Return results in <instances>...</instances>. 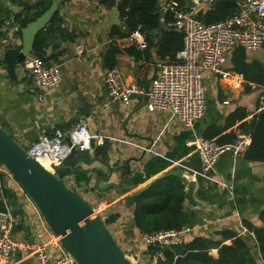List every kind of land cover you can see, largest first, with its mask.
Listing matches in <instances>:
<instances>
[{
    "label": "crops",
    "instance_id": "crops-1",
    "mask_svg": "<svg viewBox=\"0 0 264 264\" xmlns=\"http://www.w3.org/2000/svg\"><path fill=\"white\" fill-rule=\"evenodd\" d=\"M41 1L0 0V126L28 151L41 140L52 138L58 130L70 132L83 120L95 137L89 149L80 153L93 154L95 148L109 146V160L105 163L111 164L114 172L107 183L98 184L100 177L108 175L107 168L99 164L78 167L64 181L94 209L132 264H156L163 256L144 244L143 234L134 223L136 206L131 193L119 194L113 189L102 193L100 189L112 184L120 189L130 184L139 190L176 168L189 182L196 183L193 197L196 206L186 200L183 204V228L188 230L186 243L197 238L219 242L224 240L223 234H235L247 241L257 257L254 234L246 226L264 227L261 219L264 162L248 161L246 155L236 158L232 152L225 151L213 172L204 176L197 153L187 146L195 138L207 139L209 132H221L212 139L217 143L226 141L230 134L236 140L238 131L250 138L240 126L264 110V85L248 83L234 71L233 59L238 49L228 54L222 69L236 77L242 76L243 81L204 74L206 111L193 128H186L170 110H149L141 96L134 97L128 107L113 104L105 109L104 104L109 102L105 55L110 46L115 44L120 50L115 67L124 81L147 89L158 64L170 59L158 57L159 46L151 49L160 39L150 46L148 53L142 52L139 58L130 56L126 53L132 49L128 38H111L114 27L123 28L117 7L107 8L100 0H51L58 6L61 28L72 38L64 40L58 34L46 50L47 63L61 66L62 82L55 89L36 90L25 65H18V82L12 83L1 63L8 48L21 47L22 36L15 24V33L4 31V23L21 14L24 5L30 7ZM173 4V0H160L163 15ZM211 6L203 5L199 10ZM246 57L249 64L264 66L262 50L246 52ZM32 58L33 55L27 61ZM238 110L245 111L247 117L233 123L231 115ZM0 176V214L14 215L13 237L21 245L6 264H36L37 254L32 247L54 243L55 237L16 181L2 172ZM160 182L166 188L182 185L186 196V187L177 178L170 176ZM224 245H231V241ZM50 253L57 257L59 250L52 246ZM210 255L218 258V251L213 250Z\"/></svg>",
    "mask_w": 264,
    "mask_h": 264
},
{
    "label": "built area",
    "instance_id": "built-area-1",
    "mask_svg": "<svg viewBox=\"0 0 264 264\" xmlns=\"http://www.w3.org/2000/svg\"><path fill=\"white\" fill-rule=\"evenodd\" d=\"M190 1L189 9L180 10L173 4L169 10L172 20L167 23V27L180 30L183 35V47L175 60L166 59L158 64L156 75L147 89L135 83L127 84L117 67L107 70L105 83L109 102L104 104L105 109L113 104L128 107L134 97L141 96L145 98L149 110H170L186 128H193L206 111L204 74H218L224 79L237 78L238 83L242 82V76L236 77L222 69L228 54L238 48L246 52L262 50L264 62V0H239V12L236 15L211 25L201 23L197 14L201 6H211L216 0ZM3 30L9 33L17 31L13 21L9 20L4 23ZM127 40L139 52L148 48L143 33L135 32ZM25 69L36 90L55 89L62 82L61 66L47 63L41 58L35 57L25 62ZM94 137L88 132L85 122L80 120L70 132L58 130L52 138H45L32 146L28 153L41 165L40 159L46 160L47 165L42 166L56 174L73 148L79 153L87 151ZM66 138L70 145L66 143ZM250 144V138L238 131L231 146L222 147L215 140L203 138H195L187 146L194 148L202 163L203 175L208 176L225 151L232 152L236 158H242ZM0 172L12 178L3 166ZM14 227L15 217L12 213L0 214V264H6L12 254L21 248L13 237ZM187 234L186 228L143 234V242L148 247H179L186 243ZM53 241L32 247L37 254L36 264H76L58 240L53 238ZM52 246L59 250L57 257L51 256Z\"/></svg>",
    "mask_w": 264,
    "mask_h": 264
},
{
    "label": "trees",
    "instance_id": "trees-1",
    "mask_svg": "<svg viewBox=\"0 0 264 264\" xmlns=\"http://www.w3.org/2000/svg\"><path fill=\"white\" fill-rule=\"evenodd\" d=\"M173 1L177 9L184 10L191 7V3L186 0ZM100 3L107 8L117 7L123 23V28L114 27L112 29L111 38L127 39L135 32L143 33L148 42L145 53H148L150 46L161 38L162 29H164V39L157 48V55L161 60L166 58L175 60L183 47V35L175 29L167 27V23L172 20L170 11L164 13L162 24H160V0H100ZM52 4L51 0H42L30 7L24 5L23 12L13 18L14 24L18 27L19 36H22L23 29L47 12ZM238 12L239 0H216L210 8H201L198 11L197 18L204 25H211L224 21ZM61 23L57 13L45 30L37 36L34 44V58L48 61L45 58L46 50L49 42L56 35L60 34L59 36L64 40L72 39L61 28ZM20 51L21 47L19 46L8 48L1 63L12 83L18 82L17 70ZM118 53H120V50L115 44H112L105 55V65L108 69L116 66V55ZM126 53L136 58H139L142 54L134 48L127 50ZM233 65L234 71L242 75L248 83L257 84L259 87L264 85V66L258 63L249 64L244 49L238 48L235 52ZM246 117L247 113L245 111L238 110V112L231 115V120L234 123L236 119L242 121ZM240 129L249 133L251 138L246 159L248 161L264 162V110L255 115L251 121L241 125ZM220 134L221 132H209L205 137L212 140ZM225 139L226 141L218 140V144H233L235 137L230 134ZM108 147L107 144H104L95 148L93 151L94 157L107 162L109 160ZM40 161L44 166L47 165L46 160L40 159ZM1 179L2 176H0V182ZM163 184L165 183L158 181L148 192L133 199L136 206L134 223L142 234L180 230L184 227L182 220L185 201L184 188L180 184L166 188ZM261 219L264 222V213ZM246 227L250 233L254 234L259 251L257 257L244 238L227 233L223 234L224 240L219 242L197 238L179 247H150V249L163 256V259H159L156 264H264V227L256 228L249 224ZM227 241H231V245H224ZM213 250L218 251V258L210 255Z\"/></svg>",
    "mask_w": 264,
    "mask_h": 264
},
{
    "label": "water",
    "instance_id": "water-1",
    "mask_svg": "<svg viewBox=\"0 0 264 264\" xmlns=\"http://www.w3.org/2000/svg\"><path fill=\"white\" fill-rule=\"evenodd\" d=\"M57 12L58 6L53 3L39 19L23 29L21 51L18 55L19 65H25L27 58L33 55L37 36L45 30ZM162 15L163 12L160 13V24ZM176 31L182 34L180 30ZM163 39L164 29L160 40L151 49L157 48ZM65 141L70 145L68 138ZM0 163L33 202L52 235L76 264H132L106 225L95 214L94 209L64 181L78 167L99 164L107 168L108 175L100 177L98 184L101 181L107 183L114 172L111 164L95 158L92 153H79L73 148L56 174H53L30 156L28 151L1 126ZM170 176L177 178L186 187L185 200L191 206H196L193 198L196 183L189 182L178 168L171 170L158 181L168 179ZM158 181L139 190L130 184L120 189L112 184L100 190L102 193L111 189L119 194L130 192V197L136 198L148 192Z\"/></svg>",
    "mask_w": 264,
    "mask_h": 264
},
{
    "label": "bare ground",
    "instance_id": "bare-ground-1",
    "mask_svg": "<svg viewBox=\"0 0 264 264\" xmlns=\"http://www.w3.org/2000/svg\"><path fill=\"white\" fill-rule=\"evenodd\" d=\"M43 165V164H42ZM44 166V165H43Z\"/></svg>",
    "mask_w": 264,
    "mask_h": 264
},
{
    "label": "rangeland",
    "instance_id": "rangeland-1",
    "mask_svg": "<svg viewBox=\"0 0 264 264\" xmlns=\"http://www.w3.org/2000/svg\"><path fill=\"white\" fill-rule=\"evenodd\" d=\"M27 149H29V148H27Z\"/></svg>",
    "mask_w": 264,
    "mask_h": 264
}]
</instances>
